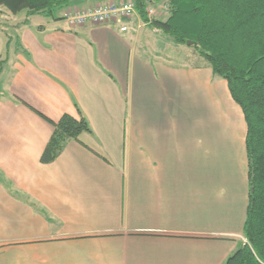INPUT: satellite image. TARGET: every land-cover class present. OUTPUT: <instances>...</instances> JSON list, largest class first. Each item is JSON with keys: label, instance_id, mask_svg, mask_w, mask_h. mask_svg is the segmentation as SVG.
I'll return each mask as SVG.
<instances>
[{"label": "crops", "instance_id": "1", "mask_svg": "<svg viewBox=\"0 0 264 264\" xmlns=\"http://www.w3.org/2000/svg\"><path fill=\"white\" fill-rule=\"evenodd\" d=\"M107 1L0 6V264H224L244 239L241 107L137 13L125 31L64 18ZM64 113L90 131L43 163Z\"/></svg>", "mask_w": 264, "mask_h": 264}, {"label": "trees", "instance_id": "2", "mask_svg": "<svg viewBox=\"0 0 264 264\" xmlns=\"http://www.w3.org/2000/svg\"><path fill=\"white\" fill-rule=\"evenodd\" d=\"M78 0H0L16 14H42L59 18V12ZM136 13L152 29L160 30L177 45L195 42L197 55L213 74L222 77L246 123L248 200L242 229L244 239L224 264H264V0H167L172 14L147 21L146 0H133ZM90 127L80 113H64L40 161H53L65 145Z\"/></svg>", "mask_w": 264, "mask_h": 264}, {"label": "built area", "instance_id": "3", "mask_svg": "<svg viewBox=\"0 0 264 264\" xmlns=\"http://www.w3.org/2000/svg\"><path fill=\"white\" fill-rule=\"evenodd\" d=\"M151 10H148V14ZM136 14L135 4L133 0L114 1L87 6L83 9H74L64 13L65 20L73 26L82 25L86 22L105 24L118 23L120 30L127 29L126 22Z\"/></svg>", "mask_w": 264, "mask_h": 264}, {"label": "rangeland", "instance_id": "4", "mask_svg": "<svg viewBox=\"0 0 264 264\" xmlns=\"http://www.w3.org/2000/svg\"><path fill=\"white\" fill-rule=\"evenodd\" d=\"M114 1H119V0H108V2H114ZM121 1H125V0H121ZM87 7V6H86ZM86 7H81L78 9H83ZM145 12L147 14L148 20L147 21H151L153 19H160V20H165L166 18H168L171 14H172V9L170 7L169 2H167V0H146V6H145ZM148 10H151V12H149L148 14ZM8 19L2 14V10L0 11V24L2 25H9V23L11 22H7ZM160 31V30H159ZM11 32V30H7V33ZM12 37V36H11ZM155 41H157L158 39L155 38ZM159 39L162 41V39H166L165 35H159ZM168 39V38H167ZM169 40V39H168ZM5 41V33L0 30V42ZM170 41V45H172V47H176L173 43V40H169ZM166 45V44H165ZM178 49H175L176 53L175 56L177 59H184V60H194V58H198L199 56L197 55L196 51L194 50V47L189 45H180L178 46ZM171 48V46H170ZM171 50V49H170ZM170 53V54H169ZM163 55H171L172 56V50L171 51H167V52H162ZM173 57V56H172ZM172 57H170L172 59ZM175 58V57H174ZM191 62V61H189Z\"/></svg>", "mask_w": 264, "mask_h": 264}, {"label": "water", "instance_id": "5", "mask_svg": "<svg viewBox=\"0 0 264 264\" xmlns=\"http://www.w3.org/2000/svg\"><path fill=\"white\" fill-rule=\"evenodd\" d=\"M187 44H193V45H195V42L190 41V40H187Z\"/></svg>", "mask_w": 264, "mask_h": 264}]
</instances>
